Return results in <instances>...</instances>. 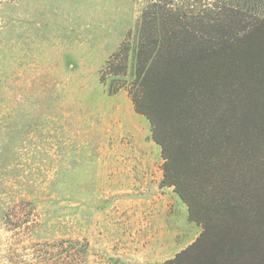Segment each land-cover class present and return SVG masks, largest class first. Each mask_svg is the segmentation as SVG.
Instances as JSON below:
<instances>
[{
  "label": "rangeland",
  "instance_id": "374dc122",
  "mask_svg": "<svg viewBox=\"0 0 264 264\" xmlns=\"http://www.w3.org/2000/svg\"><path fill=\"white\" fill-rule=\"evenodd\" d=\"M159 1L0 0V264H166L200 234L101 79Z\"/></svg>",
  "mask_w": 264,
  "mask_h": 264
},
{
  "label": "trees",
  "instance_id": "16d2710c",
  "mask_svg": "<svg viewBox=\"0 0 264 264\" xmlns=\"http://www.w3.org/2000/svg\"><path fill=\"white\" fill-rule=\"evenodd\" d=\"M151 3L102 72L149 123L200 227L166 264H264V0Z\"/></svg>",
  "mask_w": 264,
  "mask_h": 264
}]
</instances>
